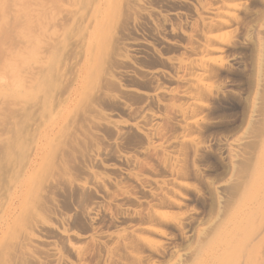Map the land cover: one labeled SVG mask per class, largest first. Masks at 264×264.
<instances>
[{"label":"rangeland","instance_id":"1","mask_svg":"<svg viewBox=\"0 0 264 264\" xmlns=\"http://www.w3.org/2000/svg\"><path fill=\"white\" fill-rule=\"evenodd\" d=\"M0 264H264V0H0Z\"/></svg>","mask_w":264,"mask_h":264}]
</instances>
